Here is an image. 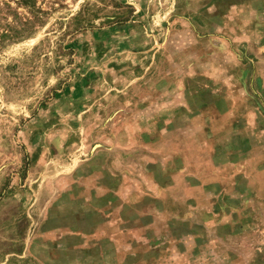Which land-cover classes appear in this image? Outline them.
<instances>
[{"label": "rangeland", "instance_id": "1", "mask_svg": "<svg viewBox=\"0 0 264 264\" xmlns=\"http://www.w3.org/2000/svg\"><path fill=\"white\" fill-rule=\"evenodd\" d=\"M0 264H264V0H0Z\"/></svg>", "mask_w": 264, "mask_h": 264}]
</instances>
